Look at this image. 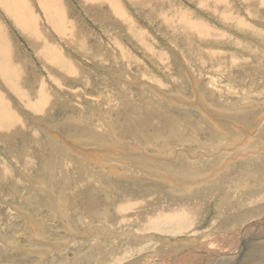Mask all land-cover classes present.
Segmentation results:
<instances>
[{
    "label": "rangeland",
    "instance_id": "rangeland-1",
    "mask_svg": "<svg viewBox=\"0 0 264 264\" xmlns=\"http://www.w3.org/2000/svg\"><path fill=\"white\" fill-rule=\"evenodd\" d=\"M14 1L0 264H175L264 219V0ZM263 253L258 237L213 264Z\"/></svg>",
    "mask_w": 264,
    "mask_h": 264
},
{
    "label": "bare ground",
    "instance_id": "bare-ground-1",
    "mask_svg": "<svg viewBox=\"0 0 264 264\" xmlns=\"http://www.w3.org/2000/svg\"><path fill=\"white\" fill-rule=\"evenodd\" d=\"M3 1V0H2ZM4 1H6V0H4ZM14 1V0H13ZM17 1V0H16ZM261 1V0H260ZM15 2V1H14ZM262 3H263V1H261ZM1 3V2H0ZM5 3V2H4ZM9 3V2H8ZM261 3V4H262ZM10 4V3H9ZM14 4V3H13ZM5 5V4H4ZM3 6V5H2ZM9 6V5H8ZM11 6V5H10ZM11 8V7H10ZM15 8V7H14ZM9 10V9H8ZM13 11V10H12ZM15 12V11H14ZM17 12V11H16ZM16 14V13H15ZM14 16V15H13ZM221 45V44H220ZM263 48V47H262ZM213 56V55H212ZM201 60V59H200ZM262 66V65H261ZM222 68V67H221ZM180 104V103H179ZM220 119V118H219ZM259 120V119H258ZM170 127V126H169ZM264 129H262V131H263ZM222 132V131H221ZM253 132V131H252ZM76 137V136H75ZM81 138V137H80ZM94 139V138H93ZM239 145V144H238ZM244 145V144H243ZM257 146V145H256ZM255 146V147H256ZM245 147H247V146H245ZM245 147H242V148H245ZM255 147H254V149H255ZM230 148H232V147H230ZM222 149V148H221ZM220 149V150H221ZM224 150V149H223ZM226 150V149H225ZM230 150H232V149H230ZM230 150H229V152H230ZM245 150V149H244ZM143 151V150H142ZM227 151H228V149H227ZM246 151V150H245ZM248 151V150H247ZM253 151V152H252ZM252 151H250V152H252L251 154H253V155H256L257 154V152L256 151H254V150H252ZM264 151V150H263ZM228 152V153H229ZM187 153V152H186ZM202 153V152H201ZM208 154V153H207ZM246 154H248V153H246ZM259 154V153H258ZM260 154H262V153H260ZM119 155V154H118ZM204 155V154H203ZM240 155V154H239ZM201 156V155H200ZM252 156V155H251ZM250 156V157H251ZM263 156V155H262ZM156 157V156H155ZM247 157H248V155H247ZM140 158V157H139ZM203 158V157H202ZM205 158V157H204ZM193 159V158H192ZM251 159V158H250ZM117 160V159H116ZM203 160V159H202ZM210 161V160H209ZM113 162V161H112ZM195 162H196V160H195ZM194 162V163H195ZM206 162V161H205ZM253 161H251V163H252ZM263 162V161H262ZM261 162V163H262ZM116 163V162H115ZM248 163V162H247ZM250 163V164H251ZM256 163V162H255ZM257 163H259V162H257ZM206 164V163H205ZM218 165V164H217ZM109 167V166H108ZM200 167V166H199ZM222 167V166H221ZM224 167V166H223ZM230 166H228L227 167V169L229 168ZM263 167V166H262ZM116 168V167H115ZM220 169V168H219ZM230 169V168H229ZM154 170V169H153ZM213 171H215V169H213L212 170V172ZM226 172V171H225ZM230 172V171H229ZM228 173V172H227ZM257 173V172H256ZM218 174V173H217ZM220 174H221V172H220ZM219 174V175H220ZM246 174V173H245ZM205 176V175H204ZM213 176V175H212ZM230 176V175H229ZM236 176V175H235ZM258 177V176H257ZM197 178V177H196ZM207 178H208V176H207ZM262 178V177H261ZM203 180V179H202ZM237 180V179H236ZM245 182V181H244ZM241 183V182H240ZM237 184H239V183H237ZM94 185V184H93ZM227 186V185H226ZM241 186V185H240ZM239 186V187H240ZM236 189V188H235ZM238 190V189H237ZM239 191V190H238ZM247 191V190H246ZM237 192V191H236ZM192 201V200H191ZM123 207V206H122ZM121 207V208H122ZM125 207V206H124ZM134 207V206H133ZM173 207V206H172ZM120 208V207H119ZM119 208H118V210H119ZM126 208V207H125ZM124 208V209H125ZM129 208H131V207H129L128 206V209ZM149 208V207H148ZM174 208V207H173ZM127 209V208H126ZM128 209L126 210V211H128ZM120 210H122L123 211V209H120ZM129 210H131V209H129ZM119 212H121V211H119ZM177 212V211H176ZM170 214L171 213H169L168 215L170 216ZM181 214V213H180ZM167 215V216H168ZM181 216V215H180ZM183 216V215H182ZM173 217V216H172ZM128 218V217H127ZM131 218V217H130ZM132 219V218H131ZM147 219V218H146ZM153 219H155V218H153ZM156 219H158V218H156ZM155 219V220H156ZM183 219V218H182ZM40 220V219H39ZM128 220V219H127ZM127 220H126V222H127ZM138 220V219H137ZM150 220H152V219H150ZM174 220H176V219H172L171 221H174ZM166 221V220H165ZM152 222H154V221H152ZM194 222V221H193ZM193 222H192V224H193ZM156 223V222H155ZM159 223V222H158ZM175 223V222H174ZM171 224H173V223H170V225ZM157 225V224H156ZM195 225V224H194ZM116 226V225H115ZM166 226V225H165ZM172 226V225H171ZM184 226V223L182 224V227ZM186 226V225H185ZM157 228L156 229H159V230H162L161 228L162 227H160V226H156ZM169 227V226H168ZM174 227V226H173ZM176 227V226H175ZM264 227V219H259V220H256L254 223H252L251 225H249V226H247V227H245V228H243V229H240V230H238L237 232H236V234L234 235V237H235V239H234V241L232 242V245H231V240H227L226 238H225V236H223V237H221V238H219L218 239V241H216V244L215 243H212V244H210V246H208V247H206L205 246V248H200V247H198V246H195L196 247V249L194 248L191 252H189V253H185L183 250V252L184 253H182L181 254V256L182 257H180V256H178V258L177 259H179V260H177L176 261V263L175 264H189L190 262H189V260H191V259H193V258H195V259H198V260H200L199 262V264H208L209 262H210V264L212 263L213 264V261L215 260L216 261V259L218 258L219 260H221V259H224V257L225 258H228V257H233L235 254H236V251H238V248L240 247V246H245L246 245V243L248 242V241H250V240H252L253 239V241H254V239H256V238H258V237H264L262 234L264 233V230H262L261 228H263ZM163 229H165V228H163ZM168 229V228H167ZM170 229V228H169ZM168 229V230H169ZM176 229V228H175ZM135 230V229H134ZM168 230H167V232H164V233H167L168 234ZM171 230H173L172 228H171ZM188 230V229H187ZM163 231H166V230H163ZM163 231H161V232H163ZM125 232H127V231H125ZM106 233H108V232H106ZM136 233V232H135ZM163 233V234H164ZM110 234H112V233H109V235ZM126 234H128V233H126ZM130 234V233H129ZM116 235V234H115ZM154 235V234H153ZM184 235V234H183ZM191 235V234H190ZM226 235V234H225ZM119 236V235H118ZM143 236V235H142ZM141 236V237H142ZM228 236V235H227ZM130 237V236H129ZM192 237V236H191ZM230 237V236H229ZM144 238V237H143ZM163 238V237H162ZM190 238V237H189ZM193 238H194V236H193ZM127 239V238H126ZM135 239H137V238H135ZM113 240V239H112ZM116 240V239H115ZM147 240V239H146ZM180 240V239H179ZM225 240H227L226 242H224ZM32 241V240H31ZM137 241V240H136ZM165 241V240H164ZM178 241V240H177ZM184 241V240H183ZM181 242V241H180ZM142 243V242H141ZM172 243V242H171ZM144 244V243H143ZM117 246V245H116ZM119 246H120V244H119ZM121 247V246H120ZM123 247V246H122ZM147 247V246H146ZM149 247V246H148ZM143 247L141 246V248H139V250L140 249H142ZM193 248V247H192ZM191 248V249H192ZM120 249V248H119ZM154 249V248H153ZM153 249H151V251H153ZM181 249H183V248H181ZM262 249V248H261ZM146 250V249H145ZM144 250V251H145ZM127 251V250H126ZM150 251V250H149ZM135 252V251H134ZM146 252V251H145ZM176 252V251H175ZM129 253V252H128ZM127 253V254H128ZM147 253V252H146ZM113 252H109L107 255H108V258H107V260H109V259H111V256H113ZM130 254H133V252L131 251L128 255H130ZM264 254V253H263ZM126 255V254H125ZM125 255L123 256V258L125 257ZM128 255H126V256H128ZM167 256H169V255H167ZM174 256V255H173ZM116 257H117V255H116ZM151 257V256H150ZM106 258V256L104 257V259ZM115 258V257H114ZM127 258V257H126ZM165 258H167V257H165ZM164 258V259H165ZM200 258V259H199ZM125 259V258H124ZM123 259V260H124ZM157 259V258H156ZM155 259V260H156ZM230 259V258H229ZM106 260V259H105ZM106 260V261H107ZM119 261L120 260H122V259H118ZM132 260V259H131ZM134 260V259H133ZM138 260H140V259H138ZM154 260V259H153ZM171 260V259H170ZM173 260V259H172ZM152 261V260H151ZM224 262V261H223ZM253 262H255V261H253ZM172 263V262H171ZM197 263H198V261H197ZM257 263V262H256ZM259 263V262H258ZM52 264V263H51ZM147 264V263H146ZM191 264V263H190ZM194 264H196V263H194Z\"/></svg>",
    "mask_w": 264,
    "mask_h": 264
}]
</instances>
